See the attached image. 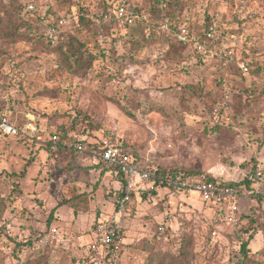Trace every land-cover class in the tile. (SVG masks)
Returning a JSON list of instances; mask_svg holds the SVG:
<instances>
[{
  "label": "rangeland",
  "instance_id": "1",
  "mask_svg": "<svg viewBox=\"0 0 264 264\" xmlns=\"http://www.w3.org/2000/svg\"><path fill=\"white\" fill-rule=\"evenodd\" d=\"M29 2L65 16L73 36L85 43L86 57L94 58L89 69L70 74L57 52L3 38L14 30L36 33L26 23ZM122 4L155 35L140 50L129 42L136 26L120 27L114 18ZM78 16L86 19L80 23ZM180 25L198 32L215 28L213 50L234 51L232 60L218 58L231 66L225 79L215 62L202 63L177 43L173 28ZM239 62L264 68V0H0V115L38 131L32 140L0 138V264H32L43 253V264H92L87 253L95 225L113 220L121 229L116 264H146L148 254L137 248L142 239L177 252L190 233L194 264H238L241 243L251 235L250 253L263 250L264 70L245 78ZM56 133L61 141L79 137L87 148L111 142L155 168L236 183L262 175L250 187L243 184L248 195L236 226L216 224L219 210L198 195L172 197L160 188L134 192L133 214L117 217V173L89 154L51 150ZM79 194L89 210L76 214L62 206ZM159 225L171 231L160 245L154 239ZM53 227L59 242L37 249L36 239Z\"/></svg>",
  "mask_w": 264,
  "mask_h": 264
},
{
  "label": "built area",
  "instance_id": "2",
  "mask_svg": "<svg viewBox=\"0 0 264 264\" xmlns=\"http://www.w3.org/2000/svg\"><path fill=\"white\" fill-rule=\"evenodd\" d=\"M33 10V6H29ZM114 18L119 25H125L133 22L135 15L129 13L126 5L118 6L114 12ZM107 19V17H106ZM66 19H60L59 26L66 24ZM215 28L212 26L206 33V39L212 40L214 38ZM45 37L50 41H55L57 37L56 27L50 28ZM189 37L187 29H183L178 34L179 41H186ZM195 43V48L198 54L208 57L224 58L228 61L233 58V51L228 50L224 52L214 51L208 48L204 43H199L196 38L192 37ZM225 62V61H224ZM226 64V62H225ZM239 68L242 73H248V67L239 62ZM37 126L28 124L25 127L16 125L11 119L3 116L0 118V138L14 137V138H29L34 139L37 136ZM51 150H59L60 147L67 151H74L79 154H89L91 159L96 164H103L110 168L117 170L119 176L120 189L118 197L115 201V214L117 217L130 216L132 214V194L141 189L155 190L165 189L172 197L189 196L192 194L198 195L200 199L213 208L219 210V218L216 223H225L236 226L240 220V201L246 197L245 189L237 186H220L214 182L195 179L193 177H182L180 175H170L163 173L158 168L151 165H145L137 161L121 147L112 144L111 142L103 141L99 146L90 145L87 148L84 140L69 136L65 141H61L58 136L54 135L49 139ZM258 172L257 176L261 177ZM116 222L100 221L95 227V240L89 244L88 257L92 264H116L117 250L120 239L116 229ZM168 227L162 225L159 228L160 235H162ZM58 229L53 227L48 233L39 237L35 241L37 249L44 248L49 243L59 239ZM161 237L159 236L158 239ZM73 237L69 239V242ZM59 242V241H57Z\"/></svg>",
  "mask_w": 264,
  "mask_h": 264
},
{
  "label": "trees",
  "instance_id": "3",
  "mask_svg": "<svg viewBox=\"0 0 264 264\" xmlns=\"http://www.w3.org/2000/svg\"><path fill=\"white\" fill-rule=\"evenodd\" d=\"M161 4H164V3H161ZM31 5L33 6V10L29 9V6ZM127 10L129 13H131L128 7H127ZM153 10L157 12V17L161 16L163 12L161 8H155ZM168 14L169 16H171V10L168 11ZM25 15H27L26 23L29 26V30L31 31L32 27H35L37 29L36 33H34V35H29L28 33H25V32L18 33V30H14V32L10 31L9 33H7L5 37L3 36L5 40H9L10 42H13V43H19V42L29 43L30 42L33 44H38L43 47H46L47 49L51 51L57 52L58 55L60 56L61 66L70 74H79L81 72L86 71L92 66L94 58L86 57V54H87L86 45L85 43L80 41L77 37L73 36L71 28H70L71 25L68 24V22H66L64 26L58 25V22L60 19H65L64 15H60V14L57 15L55 12L51 11L50 9L43 11V9H40L38 8V6L34 5L33 2H29L25 5ZM79 17L80 16H78V19ZM137 18L138 16L134 18L133 22L127 23L125 25H121L120 27L128 28V27H131L132 25L136 26L137 28L136 33H132L130 35L129 42L133 48H135L136 50H140L141 48L144 47L145 43L151 42L150 40L155 38V35L152 33L151 30H149V32L146 33V28L143 27L140 23H137V20H138ZM84 19L86 18L84 16H81L78 21L81 23V21H84ZM13 25L14 24H12V26ZM185 26L186 25H180V26L173 28V37L175 38L177 43L181 45L182 47H184V49H189L192 53L196 54V58H198L199 61H201L202 63L208 64V65H211V64L214 65V62H215V66H217V71L219 75L221 76V79L222 80L225 79L222 77L226 75V73L229 71V68L231 66H228L227 65L228 63L225 64V62L219 61L218 58L216 57H208L205 55L198 54L195 48V43L192 40V37L196 38L199 43L206 44L208 48L210 49H213L215 47L216 42L219 39L215 38V35L212 40L206 39V33L209 29V26H206L203 29V31H200V32H198L196 29H191L190 31ZM53 27H56L57 29V37L55 41H50L45 37V34L50 28H53ZM13 28H15V26ZM183 29H187L189 32V37L184 42L177 40L178 34L181 33ZM246 65L248 67V73L246 74L242 73V71L238 67H234L235 71L240 70L239 72L243 75V77H245V76H249L251 72L259 73L260 71L264 70V68H260L256 71V69L253 70V66L251 64H246ZM223 98H226V96L223 95ZM227 99L229 100L228 97ZM229 103L230 104L233 103V102L231 103V97H230ZM148 110L151 111V107ZM3 116H7V114L0 115V118ZM221 116H222V112L220 113V116H218L217 118H220ZM215 128H219V127L216 125ZM54 135L57 136L58 134L56 133ZM21 138H24V137H21ZM24 139H29V138H24ZM121 148L125 152H127L129 155H131L132 157L133 155L137 157L133 152L131 153L130 151H127L125 147H121ZM135 159L138 161L137 158ZM158 170L163 173H168L170 175H180L182 177H193L195 179L214 182L220 186H237V187H243V189L245 188L243 184L250 187V184H253L254 182V178L257 179V175H256L257 173H252L251 175L246 176V179L244 181L240 183H236V182H224L218 179L217 177H212L210 175L202 174L195 170H183L179 168H162V167H159ZM110 171L117 173V170L114 168H111ZM103 174L104 173L101 172V175ZM117 176L119 179L120 175L118 173H117ZM149 191L155 194V190H149ZM85 197L86 196L83 194L72 196L69 199L63 201L62 206L66 205L72 208L76 214L82 211L85 212L89 210V200H87ZM131 197H133V194ZM132 214H133V208H132ZM217 216L218 214L213 215L215 219V223H216ZM249 221L252 222L253 219H250ZM50 223L51 222H49V225ZM161 226L162 225L158 226L155 232V235H154V239L159 245L163 242V240L167 238V235H169V231H170V229L167 228L165 232L162 235H160L159 228ZM115 227L117 229L118 236H120L121 229L117 225ZM251 230L252 229L250 227V228H247L245 232L248 233ZM45 233L46 231L42 233L41 235ZM159 236L161 237L160 240L158 239ZM252 236L253 235H251V237ZM251 237H249L248 241L241 243L240 253H241L242 259L238 264H264V249L255 254H251L248 249L249 243L252 240ZM193 244H194V236H192V234L190 233V234H184L181 237L180 243H179V249L177 250V252H173L171 250H164L162 248H156L154 245H151L146 239L140 240L139 244L137 245V248L142 251H145L148 254V257L146 259V264H194L195 254L193 252L194 251ZM30 246L32 247L33 243H31ZM44 255L45 254L43 253L41 257H39L38 259H35L32 264H43L42 262H39L38 260L41 261L44 258ZM44 260L45 258L43 259V261Z\"/></svg>",
  "mask_w": 264,
  "mask_h": 264
},
{
  "label": "crops",
  "instance_id": "4",
  "mask_svg": "<svg viewBox=\"0 0 264 264\" xmlns=\"http://www.w3.org/2000/svg\"><path fill=\"white\" fill-rule=\"evenodd\" d=\"M119 186V189H120V184L118 185ZM214 215V214H213ZM119 227V226H118ZM95 232V229H94V231H93V233ZM95 235V234H94ZM93 242V241H92Z\"/></svg>",
  "mask_w": 264,
  "mask_h": 264
}]
</instances>
